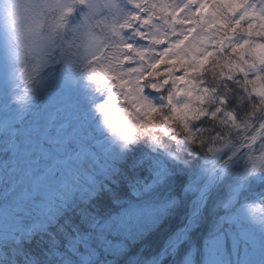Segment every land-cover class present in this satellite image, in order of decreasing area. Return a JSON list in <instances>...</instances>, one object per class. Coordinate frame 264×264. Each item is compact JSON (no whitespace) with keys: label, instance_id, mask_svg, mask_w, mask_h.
Wrapping results in <instances>:
<instances>
[{"label":"rangeland","instance_id":"374dc122","mask_svg":"<svg viewBox=\"0 0 264 264\" xmlns=\"http://www.w3.org/2000/svg\"><path fill=\"white\" fill-rule=\"evenodd\" d=\"M57 2L63 5L59 16L61 23L38 55L18 50L15 42L0 32V264H100L96 262L100 257L96 253L88 263L83 262L87 254H75L82 243L84 248L86 240L76 228L66 227L65 223L77 216L85 222L101 220L106 212L122 205L131 210L135 204L130 201L163 199L164 192L173 182L168 178L170 165L176 162V156L181 157L180 149L184 147L182 138L186 133L182 121L186 119L190 129L192 122L197 124L200 120L191 115L190 109L196 100L184 94L183 84L177 85L181 91L174 97L175 113H171L167 101L151 89L144 93L146 100L156 108L151 112L142 103H133L135 97H125L131 89L127 80L119 79L116 71H127L129 67L140 65L125 62L124 57L134 56V53H120L115 60L109 61L112 50L108 45L118 44L123 39L146 53L149 47H153L138 41L129 31L119 29L136 12L133 0ZM136 2L149 6H179L187 0ZM225 2L240 5L234 13L225 12L231 21L239 20L245 3L250 2L258 11L264 9V0H207L208 6L202 13L197 4L192 5L196 10L194 19L201 16L211 19V6ZM153 11L155 15L147 11L140 12V15L142 19L152 16L150 25L166 28L165 20L170 18V10L155 8ZM184 15L177 13L180 17ZM247 25L248 18L233 24L232 28L217 19L210 31L214 35L216 29L221 28V34L227 31L234 36V42H243L247 37H242L241 32ZM188 27H192L195 34L199 26L192 20L183 26L176 24L178 32ZM113 28L121 31L119 37L112 33ZM144 31L147 33L148 29ZM45 34L49 35L47 31ZM89 36L104 45L94 57L86 51ZM179 38L183 39V36ZM175 39L177 37L169 33L161 44L154 47L158 52L165 51ZM251 39L253 43L264 44V36L255 35V30ZM206 46L214 55L204 60L202 73L190 72L189 75L202 76L206 82L204 86L213 90L212 99H215L219 92L220 95L226 92L225 81L218 74L229 71L227 66L218 67L217 62L224 64L221 56L235 62L241 50L232 53L225 46L224 52L219 53L211 45ZM256 54H262L261 50L257 49ZM161 59L156 71L162 75L155 79L162 82L163 74L177 60ZM117 62L119 68L110 71V66ZM91 67L96 69L99 83L95 82ZM182 74L179 70L172 73L173 76ZM105 76L107 80H104ZM238 76L243 78L240 74ZM171 87L170 81L160 91L166 96ZM227 87L229 89L231 85ZM244 98L251 105L250 114L245 117L241 132L236 136L245 135L242 141L248 142L252 133L263 126L264 117L262 120L252 119L257 101L247 95ZM185 103L189 108H184ZM204 106L208 108L209 104ZM168 115L172 119L167 120L166 131L162 124ZM229 141L225 148L202 158L187 183V191L193 196L208 183V189L212 191L204 208L209 199L218 197L219 192L224 198L215 202L209 220L200 215L187 230L188 234L205 221L210 222L205 245L190 254L188 252L181 261L183 264H264V198L258 197L257 202H253L254 199L246 201L248 203L238 209L234 208L238 201L233 204L237 192L264 183V164L260 166L264 160V139L232 162L223 181L219 182L215 177L209 182L227 158V149L232 144ZM15 143L18 145L16 149ZM54 145L63 147L64 155L55 153ZM144 164L151 166L152 171L145 170L142 174ZM200 204V199L194 200V212ZM220 209L225 215L219 216L216 211ZM135 211L124 222L131 221ZM141 214L136 213L134 217ZM63 235H67L66 238ZM54 242L62 247L50 250V244ZM68 246H73L71 252ZM168 252L169 264H178V248ZM148 264H156V260Z\"/></svg>","mask_w":264,"mask_h":264},{"label":"snow or ice","instance_id":"6c2138e0","mask_svg":"<svg viewBox=\"0 0 264 264\" xmlns=\"http://www.w3.org/2000/svg\"><path fill=\"white\" fill-rule=\"evenodd\" d=\"M198 5V11L203 12V9L208 6L207 0H187V2L182 5L177 4H166V5H142L133 0V6L136 12L132 14L129 19L122 25L119 26L121 30H127L134 35V38L138 41H144L153 47H149L147 53L143 50H139L136 45L129 44L125 40H119L118 44H109L108 47L112 50L108 56L109 61L115 60L116 56L120 53H134L135 55L125 56L124 60L128 64L138 63L140 66L129 67L127 71H116V75L120 80H127V85L131 89L130 92L125 93V97L133 96L135 99L133 103L140 102L143 107H146L149 112L156 110V108L146 100L145 92L151 89L161 96L164 101H167V105L171 113L177 111V107L174 104V97L178 95L181 91L177 87L179 84L184 85V94L188 97H194L196 100L195 106L190 109L193 119H200L201 117H210L216 120L218 114L223 113L224 119L220 120L221 124L229 125L232 128H240L241 125L236 123L232 118L230 113H226L222 107L217 108L215 112H209L208 108L204 105L212 103V97L214 92L211 88H207L205 85V80L201 77L190 76V72H203L204 60L209 56L214 55L213 52L209 51V47L206 45H211L213 48L217 49L219 53H223L225 46L231 49L232 53H237V50H241L238 59L234 62L227 56H221L224 64L217 62V66L223 67L227 66L229 71L224 73L221 71L218 75L223 77L225 83V90H228V85L234 86L239 89L241 93L247 95V97L257 101V108L264 109V44H256L252 42L253 30H255V35L264 36V9L257 10L253 5L248 2L245 3L242 8V13L239 20L231 21V17H226L225 12H235L237 7L240 5L225 2L220 4H213L211 6V19L205 18L203 16L195 18L196 10L192 9V5ZM155 8H161L164 11H169V19L165 20L166 28H159L156 25H150L149 21L152 16L147 19H142L140 12L147 11L153 12ZM178 12L185 13L183 17L177 16ZM248 18V25L246 28L242 29L241 36L247 37L243 39V42H234V36L224 31L221 34V28L216 29V34H211L210 26L216 23L217 19L223 21V25L228 28H232L233 24H239ZM161 19H165L161 17ZM192 20L195 25H198V29L195 30L192 27H188L187 30L177 31L176 24L183 26L187 21ZM255 21V23H254ZM137 22V23H133ZM147 28V33L144 29ZM155 29V31H153ZM112 33L119 37L121 31L117 28L112 29ZM163 33V35H162ZM171 33L176 36L174 42H170V47L165 51H157L154 46L159 45L167 38V35ZM183 36V39L179 37ZM183 45V47H181ZM104 47L101 43L98 48L92 54V57L97 56L98 51ZM260 49L261 53L259 56L256 54V50ZM248 57H251L249 59ZM161 58L173 59L176 58L177 63L166 70L163 74L164 79L161 82L155 77L162 75L156 71L157 65L162 62ZM146 65V67H145ZM119 68V62L112 64L109 68L110 71ZM179 70L183 74L180 76H173L172 73ZM91 72L93 77H95V82L99 83V77L96 76V69L91 67ZM250 73L255 78H249ZM238 74L242 75V79L238 78ZM152 77V78H148ZM108 77L105 76L104 80ZM171 81L172 87L168 89L167 94L161 92L160 90L164 85L169 84ZM231 82V83H228ZM259 82V83H258ZM251 85V90L249 89ZM113 86H117L113 84ZM123 86V85H120ZM151 94V93H150ZM190 103V102H189ZM225 101H221V104ZM184 108H189V104L185 103ZM102 110L105 111V106H102ZM147 115V113H145ZM164 123L162 126L164 130L168 131L166 122L172 119L171 115L165 116ZM183 130L185 133H189V139L193 141V134L190 133L189 123L185 119L182 121ZM264 131V130H262ZM251 140L254 142L256 136H252ZM211 150V149H210Z\"/></svg>","mask_w":264,"mask_h":264},{"label":"trees","instance_id":"16d2710c","mask_svg":"<svg viewBox=\"0 0 264 264\" xmlns=\"http://www.w3.org/2000/svg\"><path fill=\"white\" fill-rule=\"evenodd\" d=\"M238 78L240 77L238 76ZM245 95L234 86H231L224 94L220 95L219 92L218 96L212 99L208 111L215 112L217 108L222 107L226 113L231 114L236 123L241 125L245 117L250 114L249 107L251 105L246 103ZM221 101H225V103L221 104ZM263 117L264 110H258L257 108L252 113V119L260 118L259 120H262ZM221 119H224L223 113L218 114L216 120L210 117H201L197 124L192 122L190 133L193 134V141L189 139V133H186L185 137L182 138L184 147H181L182 150L180 149L181 157L176 156V162L170 165L168 178H172L173 182L164 192L163 199L152 202L130 201V203L135 204L131 210L126 205H122L106 212L101 220L92 222H85L80 216L69 219L65 223L66 227L76 228L80 232V236H84L86 240L84 248L82 249L84 245L82 243L78 246L79 251L75 254L85 253L93 257L96 253L100 256L96 262L100 264H148L154 262L162 250L179 237L181 229L194 213L193 204L198 193L194 196L189 195L186 187L188 181L194 176L199 161L211 155L215 150L225 148L224 145L229 140L232 144L230 149H227L226 157L246 143L242 141L245 135L241 138L236 136L240 134L243 125L240 128H232L229 125L221 124ZM174 148L176 151V146ZM145 170L146 172L152 171V167H147L144 164V170L141 173H145ZM215 193L213 192V194ZM223 195L219 192L217 199H209L202 216H206L207 219L210 218L211 214L209 213L214 210L215 202H218V198H224ZM258 197L260 199L264 198V183L256 186L250 185L234 208L238 209L252 199H254L253 202H257ZM132 209L136 210L135 214L142 213L143 217H141L142 214L134 217V214L131 221L124 222V219L131 212H134ZM223 209L216 211L219 216L225 215ZM208 220L207 223L205 221L198 228L188 231L186 240L178 249V264H183L181 261L188 252L190 254L195 249L205 245L210 230ZM224 232L227 234L226 230ZM54 243L50 244L52 247L50 250L62 247L60 243L58 246ZM73 246H68V251L71 252ZM169 260L170 254L167 252L161 264H169Z\"/></svg>","mask_w":264,"mask_h":264},{"label":"clouds","instance_id":"9594fccd","mask_svg":"<svg viewBox=\"0 0 264 264\" xmlns=\"http://www.w3.org/2000/svg\"><path fill=\"white\" fill-rule=\"evenodd\" d=\"M62 7L57 0H0V32L6 33L18 50L38 55L50 34L58 30ZM99 44L89 36L86 51L93 54Z\"/></svg>","mask_w":264,"mask_h":264},{"label":"water","instance_id":"95a60500","mask_svg":"<svg viewBox=\"0 0 264 264\" xmlns=\"http://www.w3.org/2000/svg\"><path fill=\"white\" fill-rule=\"evenodd\" d=\"M264 126L261 127V129L258 131V133H256V140L253 142L252 140L245 145L244 147H242L241 149H239L236 153H234L232 156H230L229 158H227L225 160V162L219 167V169L217 170V172L219 173V177H218V181L221 182V180L223 179L224 175H225V170L226 167L229 166L233 161H235L243 152L250 150L252 147L256 146L263 138H264ZM17 143H15L16 146ZM59 153H63V150L60 148H55ZM204 207V202L201 201L200 204V208L199 210L189 219V221L187 222V225L183 228L182 233H181V238L180 240H177L175 242H173L171 246L177 247L184 239L185 237V231L186 229L190 226V224L192 223L193 219L199 215V213L201 212V210ZM163 254L160 256V258L157 260L156 264H159L161 259H162ZM89 257H87L88 259ZM89 260V259H88ZM87 260V261H88Z\"/></svg>","mask_w":264,"mask_h":264},{"label":"bare ground","instance_id":"6f19581e","mask_svg":"<svg viewBox=\"0 0 264 264\" xmlns=\"http://www.w3.org/2000/svg\"><path fill=\"white\" fill-rule=\"evenodd\" d=\"M263 164H264V160L260 163V166L263 165ZM228 168L229 167L227 166L226 167V170H228ZM215 177H218V176L216 175V176L211 177L210 180H209V182L212 181ZM207 189H208V183L206 185H204L202 187V189H201V197H202L203 200H205V198H206L205 193L207 192Z\"/></svg>","mask_w":264,"mask_h":264}]
</instances>
